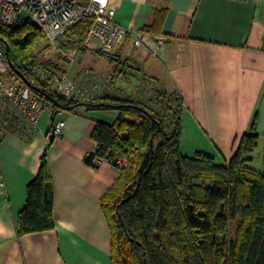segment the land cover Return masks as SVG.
<instances>
[{
  "label": "crops",
  "instance_id": "0c3cea01",
  "mask_svg": "<svg viewBox=\"0 0 264 264\" xmlns=\"http://www.w3.org/2000/svg\"><path fill=\"white\" fill-rule=\"evenodd\" d=\"M109 6L115 21L130 33L116 47L114 61H127L135 69L127 80L110 82L107 72L114 62L108 60L106 74L95 76L117 97L133 98L130 80L139 75L149 82L138 85L139 95L151 97L156 88L176 92L182 99L184 157L200 153L224 163L242 135H257L262 151L253 154L249 166L264 173V0H110ZM138 33L162 36L164 43L155 52L135 47ZM116 116L113 110L64 112L61 135L46 150L54 228L21 237L16 236L17 215L26 186L36 177L53 119L41 115L29 141L3 135L0 264H111L105 204L118 193L120 171L101 161L93 168L84 158L96 149L91 138L95 123L113 124Z\"/></svg>",
  "mask_w": 264,
  "mask_h": 264
},
{
  "label": "trees",
  "instance_id": "16d2710c",
  "mask_svg": "<svg viewBox=\"0 0 264 264\" xmlns=\"http://www.w3.org/2000/svg\"><path fill=\"white\" fill-rule=\"evenodd\" d=\"M91 23L90 17L76 21L54 43L58 54L87 50L83 43ZM0 46L7 48L9 63L24 82L28 67L51 74L31 89L54 112L117 113L113 124L95 123L91 138L96 149L84 158L93 168L101 161L120 171L118 193L105 204L112 230L111 264H264V173L249 166L257 135H242L224 163L200 153L184 157L182 99L176 92L156 88L146 100L114 95L75 101L54 90L52 77L65 70L39 57L40 46L51 44L38 28L25 24L2 29ZM105 57L114 62L110 82L127 80L135 69L127 61H114V55ZM53 141L49 131L36 177L26 186L25 204L17 215V237L54 228V190L46 163ZM122 159L127 165L119 167L116 161Z\"/></svg>",
  "mask_w": 264,
  "mask_h": 264
},
{
  "label": "built area",
  "instance_id": "2783aa9c",
  "mask_svg": "<svg viewBox=\"0 0 264 264\" xmlns=\"http://www.w3.org/2000/svg\"><path fill=\"white\" fill-rule=\"evenodd\" d=\"M87 1V4H81L79 0H0V30L30 24L43 33L48 43L54 44L76 21L90 17L92 23L83 46L102 55H113L121 40L130 33L115 21L110 0ZM163 43L162 36L143 33H138L133 40L135 47H148L153 52ZM18 75L10 67L6 49L0 46V137L10 133L30 140L40 116L45 113L53 119L50 136L53 139L60 137L65 125L64 112H54L51 105L31 89L51 74L28 67L27 82ZM51 83L58 94L75 101L88 102L102 96H114L113 88L87 69H82L73 79L66 73L52 77ZM116 164L124 167L127 162L122 159Z\"/></svg>",
  "mask_w": 264,
  "mask_h": 264
},
{
  "label": "rangeland",
  "instance_id": "374dc122",
  "mask_svg": "<svg viewBox=\"0 0 264 264\" xmlns=\"http://www.w3.org/2000/svg\"><path fill=\"white\" fill-rule=\"evenodd\" d=\"M81 4H87V0H79ZM47 42V41H46ZM43 46H40L37 53L39 54V57L43 60H49L52 62H55L59 64L62 68H64L66 75H77L82 69H87L94 75H104L105 68L108 66V58L105 57V55H102L98 53L97 51L87 49L84 52L79 51H61L58 54V50L56 48L55 44H51L48 48H42ZM42 49V50H40ZM111 68L114 66L109 64ZM113 66V67H112ZM90 67L93 69L90 70ZM99 70L100 72L97 71ZM99 72V73H98ZM103 73V74H102ZM107 74L111 75V73L107 72ZM132 87L131 90L134 91L136 94L133 95V99L136 97L138 100L142 98V100H146L149 95H139L138 92L142 91V88L139 86L148 84V80L145 81L141 75H139L138 78H131L130 80ZM118 83H121V80H118ZM139 85V86H138ZM146 87V86H145ZM151 87H147V93L151 92ZM135 96V97H134ZM155 106H158V103L155 102ZM159 108V106H158ZM160 109V108H159ZM260 145L257 147V149L254 152V156L257 157V155L261 152Z\"/></svg>",
  "mask_w": 264,
  "mask_h": 264
},
{
  "label": "water",
  "instance_id": "95a60500",
  "mask_svg": "<svg viewBox=\"0 0 264 264\" xmlns=\"http://www.w3.org/2000/svg\"><path fill=\"white\" fill-rule=\"evenodd\" d=\"M6 54H8V50H7V48H6ZM10 67H11V69L13 70V67H12L11 64H10ZM19 75H20L21 78H23V77L21 76V74H19Z\"/></svg>",
  "mask_w": 264,
  "mask_h": 264
}]
</instances>
